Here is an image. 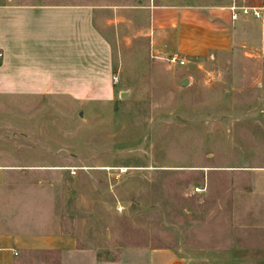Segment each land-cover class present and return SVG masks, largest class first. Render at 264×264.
<instances>
[{"label": "rangeland", "instance_id": "obj_1", "mask_svg": "<svg viewBox=\"0 0 264 264\" xmlns=\"http://www.w3.org/2000/svg\"><path fill=\"white\" fill-rule=\"evenodd\" d=\"M90 1L111 43V55H96L94 94L0 84V184L22 185L13 190L25 202L48 197L42 210L31 201L30 230L46 225L103 253L168 247L193 264H264V170L255 169L264 167V43L171 62L153 42L147 4L225 0Z\"/></svg>", "mask_w": 264, "mask_h": 264}, {"label": "crops", "instance_id": "obj_2", "mask_svg": "<svg viewBox=\"0 0 264 264\" xmlns=\"http://www.w3.org/2000/svg\"><path fill=\"white\" fill-rule=\"evenodd\" d=\"M244 6L264 9V0H225L201 7L148 3L153 42L170 55L192 58L234 55L242 48L260 46L264 10L257 17L251 11L242 12ZM0 55L3 90L67 92L83 99L96 90V55H111V43L97 30L94 1L0 0ZM13 183L0 184V264H19L16 255L22 250L56 253V264L190 263L168 247H125L103 253L78 246L73 238L49 231L46 225L44 231H31L30 221L38 219L33 203L42 210L48 197L44 194L25 202L13 190L23 186Z\"/></svg>", "mask_w": 264, "mask_h": 264}, {"label": "built area", "instance_id": "obj_3", "mask_svg": "<svg viewBox=\"0 0 264 264\" xmlns=\"http://www.w3.org/2000/svg\"><path fill=\"white\" fill-rule=\"evenodd\" d=\"M232 9L234 10L235 9V6H232ZM242 12L244 13H249L250 11L257 17L261 16L262 15V8H258V7H250V6H244L241 8ZM232 17L233 18H236L237 17V13L236 12H233L232 13ZM169 61L171 62H179V63H185L186 62V59L185 58H180L178 57V55H172L169 57Z\"/></svg>", "mask_w": 264, "mask_h": 264}, {"label": "water", "instance_id": "obj_4", "mask_svg": "<svg viewBox=\"0 0 264 264\" xmlns=\"http://www.w3.org/2000/svg\"><path fill=\"white\" fill-rule=\"evenodd\" d=\"M181 83H182V84L187 83V79H184ZM126 94H127V91H122V92L120 93L121 96H124V95H126ZM189 264H193V263L190 262Z\"/></svg>", "mask_w": 264, "mask_h": 264}]
</instances>
